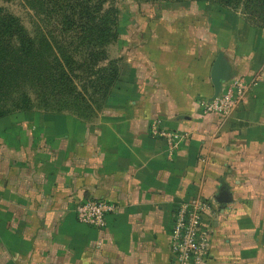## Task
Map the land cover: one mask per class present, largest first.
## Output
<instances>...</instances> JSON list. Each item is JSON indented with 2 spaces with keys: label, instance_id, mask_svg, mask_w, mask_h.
<instances>
[{
  "label": "crops",
  "instance_id": "crops-1",
  "mask_svg": "<svg viewBox=\"0 0 264 264\" xmlns=\"http://www.w3.org/2000/svg\"><path fill=\"white\" fill-rule=\"evenodd\" d=\"M209 30L154 25L122 54V101L103 117L0 125V264H173V216L195 197L210 202L206 264H264V63L245 42L230 62ZM220 53L225 84L261 77L227 120L204 112ZM86 200L116 207L104 229L77 221Z\"/></svg>",
  "mask_w": 264,
  "mask_h": 264
},
{
  "label": "rangeland",
  "instance_id": "rangeland-1",
  "mask_svg": "<svg viewBox=\"0 0 264 264\" xmlns=\"http://www.w3.org/2000/svg\"><path fill=\"white\" fill-rule=\"evenodd\" d=\"M0 6L21 19L36 44L26 63L32 105L1 117L0 125H62L60 118L64 115L93 121L116 109L122 101L121 56L153 34L158 23L164 26L183 20L195 24L207 21L210 35L217 29L223 32L225 55L230 62L234 60V48L245 42L256 46V59L264 63V11L254 0L231 7H222L218 0H107L104 13L116 10L120 35L99 50L94 43L86 46L81 42L77 24H70L71 19L64 23L59 12H52L39 0H0ZM54 64L59 76L54 74ZM113 68H117L118 78L109 88ZM38 86L44 97L41 106L35 104L33 89Z\"/></svg>",
  "mask_w": 264,
  "mask_h": 264
},
{
  "label": "trees",
  "instance_id": "trees-1",
  "mask_svg": "<svg viewBox=\"0 0 264 264\" xmlns=\"http://www.w3.org/2000/svg\"><path fill=\"white\" fill-rule=\"evenodd\" d=\"M1 1L6 2L11 0ZM25 1L27 2L28 0ZM39 1L41 5L45 3L47 9H50L52 12H59L60 18L64 23L66 20L71 19L72 23L70 24H77L82 32L80 40L86 46H91L94 43L96 44L95 48L99 50L106 42L115 41L120 35L118 18L116 17L118 13L116 10L104 13V3L107 0ZM221 1L218 0L222 7H231L241 1L252 2L253 0ZM254 1L264 11V0ZM109 15L111 17L108 18ZM67 24L69 25V23ZM35 49V41L28 36L26 27L21 19L10 14L4 7L0 6V118L16 110L23 111L25 108L30 109L33 100L29 97L27 91L30 86L28 84L30 72L26 67V63L35 52ZM97 56L96 58H98ZM54 66V74L59 76L57 64H54ZM41 75L42 71H39L37 76L40 78ZM117 78L118 70L117 68H113L111 77L108 80L110 82L109 88L117 82ZM55 88L57 87L55 86ZM33 90H36L34 91L35 104L38 103L41 106L44 99L41 96L42 90L39 86Z\"/></svg>",
  "mask_w": 264,
  "mask_h": 264
},
{
  "label": "built area",
  "instance_id": "built-area-1",
  "mask_svg": "<svg viewBox=\"0 0 264 264\" xmlns=\"http://www.w3.org/2000/svg\"><path fill=\"white\" fill-rule=\"evenodd\" d=\"M261 81L256 75L252 80L232 78L224 84L222 92L204 104V112L223 120L229 119L238 107L245 103L249 92ZM154 134L171 140V134L154 130ZM116 212V207L105 201L86 200L75 206L78 222L96 228L106 227V218ZM210 212V202L202 197H195L182 203L173 216L170 234V252L173 264H206L210 251V235L202 229L203 221Z\"/></svg>",
  "mask_w": 264,
  "mask_h": 264
},
{
  "label": "water",
  "instance_id": "water-1",
  "mask_svg": "<svg viewBox=\"0 0 264 264\" xmlns=\"http://www.w3.org/2000/svg\"><path fill=\"white\" fill-rule=\"evenodd\" d=\"M229 79V67L226 59L224 58V54L220 53L212 67L211 70V82L214 88L213 97L218 96L223 89L224 84ZM220 203H225L226 200L220 199L218 200Z\"/></svg>",
  "mask_w": 264,
  "mask_h": 264
}]
</instances>
